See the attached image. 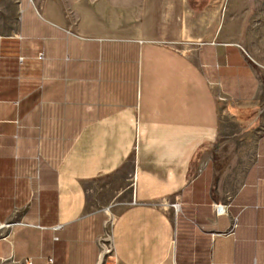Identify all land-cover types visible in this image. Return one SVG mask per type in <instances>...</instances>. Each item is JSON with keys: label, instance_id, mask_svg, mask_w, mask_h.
I'll return each mask as SVG.
<instances>
[{"label": "crops", "instance_id": "obj_1", "mask_svg": "<svg viewBox=\"0 0 264 264\" xmlns=\"http://www.w3.org/2000/svg\"><path fill=\"white\" fill-rule=\"evenodd\" d=\"M209 1H18L0 32V264H102L108 237L116 264H264V85L234 42L173 46ZM230 124L246 131L228 181Z\"/></svg>", "mask_w": 264, "mask_h": 264}, {"label": "rangeland", "instance_id": "obj_2", "mask_svg": "<svg viewBox=\"0 0 264 264\" xmlns=\"http://www.w3.org/2000/svg\"><path fill=\"white\" fill-rule=\"evenodd\" d=\"M19 0H0V32L6 33L14 29L18 20ZM46 4L49 0H34ZM67 4L70 0H64ZM206 11L189 16L190 36L181 39L173 46L192 55L197 47V40H225L234 42L245 52L252 61L255 70L264 85V0H211ZM193 34H198L193 39ZM198 38V39H197ZM196 41V42H195ZM224 104V102L222 101ZM226 117V116H225ZM246 131L245 125L230 124L223 135L221 155L216 157L218 164L223 166V175L235 179L239 174V167L229 170L234 164V150ZM128 194V191H127ZM175 204H172L173 209ZM177 205V204H176ZM112 221L108 225L110 236ZM108 243L111 244L110 237ZM102 264H116L113 254L101 256Z\"/></svg>", "mask_w": 264, "mask_h": 264}, {"label": "built area", "instance_id": "obj_3", "mask_svg": "<svg viewBox=\"0 0 264 264\" xmlns=\"http://www.w3.org/2000/svg\"><path fill=\"white\" fill-rule=\"evenodd\" d=\"M174 208H175V210H177V205L176 204L174 205ZM213 209H214L215 215L224 214L226 212V204H223V203L214 204L213 205ZM230 231L231 230H229L228 233ZM108 240H109V238L106 239L105 242L102 244L101 256L105 255L107 253H110V252L112 253L113 252L112 246H111V244L108 243Z\"/></svg>", "mask_w": 264, "mask_h": 264}]
</instances>
